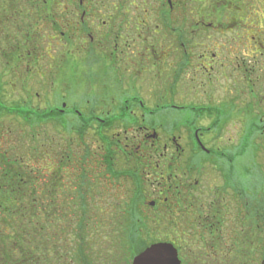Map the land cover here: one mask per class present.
I'll list each match as a JSON object with an SVG mask.
<instances>
[{
    "label": "flooded vegetation",
    "instance_id": "1",
    "mask_svg": "<svg viewBox=\"0 0 264 264\" xmlns=\"http://www.w3.org/2000/svg\"><path fill=\"white\" fill-rule=\"evenodd\" d=\"M42 1L0 5V174L5 74L32 91L41 71L51 91L69 72L86 78L82 90L93 100L71 106L63 95L50 106L44 125L63 128V148L45 130L49 174L51 161L65 156L70 124L79 128V170L98 175L109 204L138 196L140 218L172 213L182 264L194 232L232 233L228 223L241 220L250 194L258 207L264 181L254 159L246 188L243 163L249 149L264 157V0ZM42 58L51 60L43 71ZM31 94L23 104L33 106Z\"/></svg>",
    "mask_w": 264,
    "mask_h": 264
},
{
    "label": "trees",
    "instance_id": "2",
    "mask_svg": "<svg viewBox=\"0 0 264 264\" xmlns=\"http://www.w3.org/2000/svg\"><path fill=\"white\" fill-rule=\"evenodd\" d=\"M2 112L6 114L7 109ZM41 113L40 116H34L36 124L33 112H21L19 116L25 127L21 135L26 139L22 141L18 136H12L11 144L3 149L0 174V264H122L107 252H102L103 255L97 252L94 240L86 233L92 228L91 218L96 213V216L100 214L99 209L91 204L95 190L87 182L89 173L81 172L75 180V196L70 198L67 195L61 175L73 154L62 159L57 156L56 169H52L50 174L47 169H33L26 163L25 159L33 156L39 161L46 162L47 159V143L35 140L34 136L35 132L40 131V123H45L47 118L48 113ZM6 131L4 128L5 134ZM67 131L70 132L68 128ZM44 138L47 141L45 133ZM60 150L56 149L58 153ZM63 150L66 152V149ZM261 193L264 196V181L260 186ZM98 219L100 221H95L96 229L104 222L103 218ZM140 219L132 223L127 231L130 254L135 256L150 244L159 242L156 235L160 233L172 243L176 235L172 213L165 214L161 221L155 218ZM231 227L232 233L227 236L218 233L207 238L204 235L199 237L194 232V237L189 239L192 253L187 255L186 264H264V204L256 207L250 198L247 202L245 200L241 220H234ZM194 230L198 231L199 228L195 226ZM143 231H149V235L156 240L138 244L135 240L143 239ZM207 241L211 247L209 252ZM125 264H130V261L126 260Z\"/></svg>",
    "mask_w": 264,
    "mask_h": 264
},
{
    "label": "rangeland",
    "instance_id": "3",
    "mask_svg": "<svg viewBox=\"0 0 264 264\" xmlns=\"http://www.w3.org/2000/svg\"><path fill=\"white\" fill-rule=\"evenodd\" d=\"M47 2L43 3L42 1V3L41 2L39 3L41 6L43 5L56 6L58 5L59 0H47ZM1 4L3 8L15 7V6L22 7V6L27 5L26 0H0V5ZM262 18H264V15L262 14V12H260L259 19L262 20ZM50 49L51 48H49V50ZM29 50L33 51L32 48H28V49H25L23 52H28ZM35 50H36V53L38 51H41L43 53V56L48 54L46 47H40V48L38 47ZM52 50H53L52 54H56L60 56L61 53H60L59 48H52ZM57 58L59 60L54 61V69L52 70L53 73L51 71V74H52L51 76L53 79L54 77H56V74H59L58 72H60L57 69V67L59 68L60 66V63H59L60 58L59 57ZM50 61L51 60L48 58H46L45 60L44 58H42L41 63H39V65L37 66H40V64H42L43 69L41 70L43 71L44 64L45 63L48 64ZM73 75L74 74L68 72L67 79L64 78L65 81L60 76L57 77L54 84L52 85L54 89H50L51 91H48L47 89H45V86H44V82L46 81V78L45 79L43 78V72L36 71L35 73H33V77H32V85H31L32 91L31 90L29 91L28 90L30 89L29 87H26L25 90H22L21 84H18V85L15 84L17 86V89L14 90V86H15V85L13 86L14 80L11 77H9V74H5L4 83H3L4 84L3 100H4V109H7V112L6 114L5 112L2 113L1 120H2V124L5 125V127L2 126V129L5 128V131L9 129V131H6L7 133L6 134L4 133L3 135V149H5L11 144L12 136H18V139L19 140L21 139L22 141L23 139H26L24 136L21 135V130L22 129L25 130V127L22 124L24 122L22 121V118H20L19 116L21 112H33V121L35 122L36 120L34 119V116L42 115L43 114L41 113L42 111H44V114L45 112L47 114L50 106L57 105V104H53L55 103V101L57 102L58 100L59 103L62 102L60 100V96L65 95L64 99L68 100L71 106L77 103H83L86 101L93 100L92 95H86V92H84L85 88L82 90V87L83 86L85 87V85L88 84L87 80H85L86 78H84L83 76H80V74H79L80 76L79 78L72 77ZM10 84H12V87L10 86ZM28 84H29V80H28ZM25 92L27 94H29L30 92L32 93L31 98L33 99L32 100L33 106H28V105L23 104L24 98L26 97ZM38 92L40 93L39 96H37ZM30 107L40 108L42 110L28 109ZM17 112H19V114ZM64 118L66 117L64 116ZM35 123L37 124V122ZM40 124H41L39 127L40 131H37L34 133L35 140L40 139V141H45V143H47L46 139L44 138L45 130H47L48 132L49 131L51 132V135L56 137L55 144L57 145V142L61 140L58 130L63 129V128L61 127L59 128L57 125L53 123L50 124V127L48 124V127H47L44 125V121ZM67 128L68 130H70V132L64 129L66 131V132L64 131V135L66 139V146L64 147V149L66 148V152H67V154L66 152L64 154H65V157L69 156L70 154H73V155H71V158H72L71 162H69L67 166L64 168V171L61 175L62 177L61 181L64 184V188L68 192L67 195L70 196L71 198L75 196L77 192L76 190L77 185L75 186V180L79 178V174H82L78 166L79 165L78 160L80 158L82 148H81L80 139L77 138L79 128L76 126H71L70 124H68ZM88 132H90L89 134H91V131H88ZM86 139L90 140L91 137L89 136V138H87L86 136ZM29 145H30V142H29ZM262 145H263L262 143H260L259 147L257 145L259 151H262ZM48 146H49V141H48ZM59 148L62 149L63 145L61 146L60 144H58V147L56 149L60 150ZM54 151H55V147H54ZM47 159H46V162L39 161L38 158L33 156L25 160H26V163H29V165L33 169L42 168L43 171H45V169L49 167L48 166L49 160ZM254 159L258 160L259 165L256 164V167L259 168V171L261 174L260 176L264 177V163H262L264 162V157L262 153L256 154L254 150L249 149L243 157L244 181H245L246 188L248 185H247V176L245 173V169L248 165H250L252 161H254ZM44 164H47V166H45ZM42 165H44L45 168ZM50 165L52 166V169H56L57 161L52 160ZM87 168L90 169V165ZM255 172H257L258 174V170H256ZM47 173L49 174L48 170H47ZM87 176L89 177L87 179L89 186L91 185V188L95 190L94 200L92 201V203L91 202L90 203L95 206L94 208L96 209L98 208L99 213H100L97 216H96L97 214L96 213L94 215V218L93 219L91 218L92 228L90 227L88 231L86 230L87 235L89 237L91 236V238L94 240V245H95V249L97 252H100L101 254L102 252L103 254L107 252L109 253L108 255H111L110 257L115 258L118 261H121L122 264H125L126 260H129L130 264H132V260L136 255L134 256L132 253L130 254L129 252L130 251L129 249L130 248L129 247L130 238H128L127 236V231L131 227L132 223L136 222V220L139 222V216L140 217L143 216L142 210H143L144 202L142 198L137 196L134 198L133 201L125 202L124 205L109 204L110 202H108V200L106 199V195L104 196L105 189L101 183L103 181L99 180V177L98 175H96V173H92V175H90L89 173ZM95 178H97V182H98V184L96 185L94 182ZM260 181L262 185V178L260 179ZM119 196L121 197V193L119 194ZM249 198L252 200L251 194L249 195ZM113 202L117 203L116 200ZM257 204H258V207L264 204L263 193L260 194L259 199L257 200ZM131 215H133L132 218H131ZM99 217L104 219V222H103L104 224L102 223L101 227L99 229H96L95 221L97 222L100 221V219H98ZM139 227H140V224H138V228ZM228 227L229 228L231 227V222L228 223ZM162 235L163 234L161 233L159 235H156L158 236L159 241L169 242L168 240H165L164 239L165 236H162ZM151 236L149 235V231H145L144 233H142L143 239H136L135 241L138 242V244H142L141 242L147 243V242L156 240L155 238H152L153 236L152 237Z\"/></svg>",
    "mask_w": 264,
    "mask_h": 264
},
{
    "label": "water",
    "instance_id": "4",
    "mask_svg": "<svg viewBox=\"0 0 264 264\" xmlns=\"http://www.w3.org/2000/svg\"><path fill=\"white\" fill-rule=\"evenodd\" d=\"M132 264H182V261L173 243L158 242L137 254Z\"/></svg>",
    "mask_w": 264,
    "mask_h": 264
}]
</instances>
